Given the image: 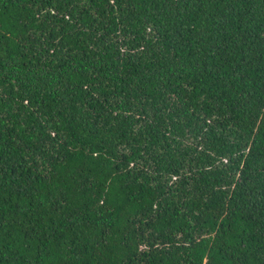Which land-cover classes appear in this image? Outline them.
I'll return each mask as SVG.
<instances>
[{"label":"trees","instance_id":"1","mask_svg":"<svg viewBox=\"0 0 264 264\" xmlns=\"http://www.w3.org/2000/svg\"><path fill=\"white\" fill-rule=\"evenodd\" d=\"M0 264H264V0H0Z\"/></svg>","mask_w":264,"mask_h":264}]
</instances>
